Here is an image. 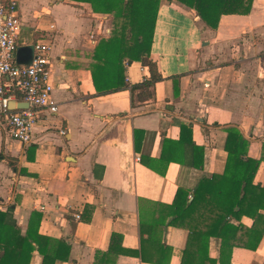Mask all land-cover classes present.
I'll return each mask as SVG.
<instances>
[{"label": "crops", "instance_id": "1", "mask_svg": "<svg viewBox=\"0 0 264 264\" xmlns=\"http://www.w3.org/2000/svg\"><path fill=\"white\" fill-rule=\"evenodd\" d=\"M16 2L17 48L51 42L57 110H40L28 144L0 124V210L13 208L22 233L31 212H39L38 232L50 247L59 239L70 245L68 259L54 264H93L111 233L120 235L122 247L139 249V216L149 220L155 203H170L178 187L190 198L200 177L222 173L228 126L247 140V156L259 160L253 181L263 183L264 0H253L248 14H221L215 28L179 1L159 0L148 58L161 79L144 87L149 66L123 60L129 87L105 94L96 93L89 68L98 40L110 34L112 14L94 12L87 2ZM181 126L190 127L194 145L177 143L164 152V139L178 140ZM166 159L181 163L164 166ZM240 222L249 227L253 220L243 215ZM185 238L179 227L163 228L162 241L172 248L168 264H179ZM217 249L211 238L210 254ZM40 262L33 253L30 264ZM114 264L154 263L119 254ZM230 264H264V233L255 249L233 247Z\"/></svg>", "mask_w": 264, "mask_h": 264}, {"label": "trees", "instance_id": "2", "mask_svg": "<svg viewBox=\"0 0 264 264\" xmlns=\"http://www.w3.org/2000/svg\"><path fill=\"white\" fill-rule=\"evenodd\" d=\"M71 1L87 2L94 12L113 16L109 36L98 40L91 55L93 63L89 69L96 93L127 88L123 60H141L149 66L151 77L141 83L144 87L161 79L155 64L148 58L159 0ZM177 1L194 9L199 18L215 28L221 14H248L253 0ZM224 130L227 156L222 173L200 177L190 198L187 189L178 187L170 203H155L149 220L139 216V249L122 247L120 235L111 233L107 249L95 252L93 264H114L119 254L138 256L154 264H168L172 248L162 241V231L167 225L186 231L179 264H230L233 247H257L264 233V181H253L259 160L247 156L248 142L237 127L228 126ZM163 142L164 152L177 143L194 145L190 127L184 126L180 127L178 140L164 139ZM194 148L201 156L202 148ZM140 160L155 170L146 158L142 156ZM170 161L178 162L166 159L164 166ZM192 165L201 167L202 163L192 161ZM243 215L252 218L249 227L240 222ZM40 217L39 212L32 211L22 233L13 216V208L0 210V264H30L35 252L41 256L40 264L68 259V242L59 239L50 247L51 239L38 232ZM211 238L218 240L215 257L209 251Z\"/></svg>", "mask_w": 264, "mask_h": 264}, {"label": "built area", "instance_id": "3", "mask_svg": "<svg viewBox=\"0 0 264 264\" xmlns=\"http://www.w3.org/2000/svg\"><path fill=\"white\" fill-rule=\"evenodd\" d=\"M53 27V25H51ZM21 23L16 0H0V124L9 136L22 144L33 137L32 127L40 117V110L56 112L49 81L51 42L38 40L32 45L28 63L15 59ZM20 98L26 108L10 109L9 102ZM63 134V130H59ZM75 219L78 213L73 214Z\"/></svg>", "mask_w": 264, "mask_h": 264}, {"label": "water", "instance_id": "4", "mask_svg": "<svg viewBox=\"0 0 264 264\" xmlns=\"http://www.w3.org/2000/svg\"><path fill=\"white\" fill-rule=\"evenodd\" d=\"M27 53L28 57L26 58V60H20L19 59V56L23 53ZM31 55H32V48L30 46H27V47H22V48H17L16 50V59H17V62L20 63H28L30 58H31ZM26 108L27 107V103L25 102H22V103H14L13 101H10L9 102V108L10 109H14V108Z\"/></svg>", "mask_w": 264, "mask_h": 264}]
</instances>
